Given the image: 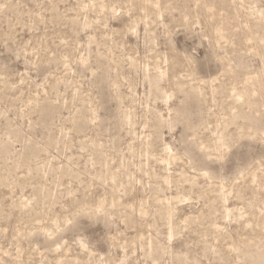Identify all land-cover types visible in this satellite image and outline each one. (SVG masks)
Listing matches in <instances>:
<instances>
[{
	"label": "rangeland",
	"instance_id": "rangeland-1",
	"mask_svg": "<svg viewBox=\"0 0 264 264\" xmlns=\"http://www.w3.org/2000/svg\"><path fill=\"white\" fill-rule=\"evenodd\" d=\"M262 257L264 0H0V264Z\"/></svg>",
	"mask_w": 264,
	"mask_h": 264
},
{
	"label": "bare ground",
	"instance_id": "bare-ground-1",
	"mask_svg": "<svg viewBox=\"0 0 264 264\" xmlns=\"http://www.w3.org/2000/svg\"><path fill=\"white\" fill-rule=\"evenodd\" d=\"M252 257H253V256H252ZM262 258L264 259V257H262ZM262 258H261V259H262ZM251 259L253 260V259H254V257H253V258H251ZM258 260H260V259H257V261H258ZM253 261H254V260H253ZM263 261H264V260H263ZM263 261H261V262H263ZM258 262H259V261H258ZM263 263H264V262H263ZM254 264H255V263H254Z\"/></svg>",
	"mask_w": 264,
	"mask_h": 264
}]
</instances>
